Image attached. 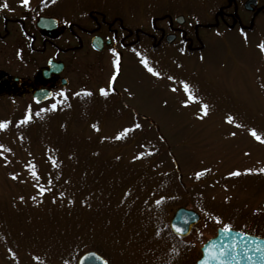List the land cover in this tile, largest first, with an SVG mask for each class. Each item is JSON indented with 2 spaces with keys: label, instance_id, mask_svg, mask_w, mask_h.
<instances>
[{
  "label": "rangeland",
  "instance_id": "374dc122",
  "mask_svg": "<svg viewBox=\"0 0 264 264\" xmlns=\"http://www.w3.org/2000/svg\"><path fill=\"white\" fill-rule=\"evenodd\" d=\"M133 1L147 32L160 7L185 11L197 49L142 36L118 64L61 54L70 84L51 101L0 96V264H77L92 249L109 264H195L225 225L264 237V143L251 134L264 139V12L205 29L227 0ZM21 2L0 0V16ZM54 51L0 49V70L26 77ZM179 207L201 215L183 239Z\"/></svg>",
  "mask_w": 264,
  "mask_h": 264
},
{
  "label": "flooded vegetation",
  "instance_id": "af4514ba",
  "mask_svg": "<svg viewBox=\"0 0 264 264\" xmlns=\"http://www.w3.org/2000/svg\"><path fill=\"white\" fill-rule=\"evenodd\" d=\"M246 1L227 0L216 13V22L212 26L220 24V20L225 22L226 18L230 17L234 24L244 27V19L240 16L242 9L250 13L254 22L257 16L264 12V0H258L257 6L248 10L245 9ZM134 7L133 0H28L27 5L21 2L16 6H9L7 14L0 16V49H15L18 53L25 51L38 56L48 48L56 52L48 58L45 65L38 66L26 77L0 70V96L34 100L36 90L47 88L52 90L53 96L43 102L51 101L56 91L60 88L62 91L66 89L70 81L62 84V78L66 77L65 71L46 77L41 73V69L47 66L50 59L61 61V54L86 49L96 53L114 52L115 56L120 58L123 50L138 49L142 36L150 38L152 46L156 49L175 44L177 41L185 44L189 42V50L196 49L194 39L189 37V31L184 27L185 22L180 24L178 21L181 16L186 20L185 11L175 14L170 11L175 10L171 6L164 5L168 10L160 7V13L152 18L151 31L147 32L138 28V12ZM40 17L58 19L57 29L52 26H39ZM51 22L53 24V21ZM169 35L174 37L171 43L167 42ZM62 36L68 37L66 46L57 43ZM196 38L198 39V36ZM174 237L183 239L180 236Z\"/></svg>",
  "mask_w": 264,
  "mask_h": 264
},
{
  "label": "water",
  "instance_id": "95a60500",
  "mask_svg": "<svg viewBox=\"0 0 264 264\" xmlns=\"http://www.w3.org/2000/svg\"><path fill=\"white\" fill-rule=\"evenodd\" d=\"M257 4L258 0H247L245 8L251 9L252 6ZM51 21H53V24ZM178 21L183 23V17H179ZM58 22V19L40 17L38 25L41 27L52 26L53 29H57ZM173 38V35L168 36V42H171ZM64 70L65 64L63 62L51 59L48 66L41 69V73L49 77L51 75H59ZM67 83L68 79L63 78L62 84L65 85ZM51 97L52 90L47 88L36 90L34 93V98L37 101H44ZM200 219V215L193 209L180 207L171 220V228L178 235H187L192 226L198 223ZM212 245L216 246L211 249L215 258L210 254ZM202 253V257L196 264H264V237L245 234L233 229H228L227 233H225L224 229H219L216 235L204 244ZM78 264H108V262L99 253L90 250L80 256Z\"/></svg>",
  "mask_w": 264,
  "mask_h": 264
},
{
  "label": "snow or ice",
  "instance_id": "6c2138e0",
  "mask_svg": "<svg viewBox=\"0 0 264 264\" xmlns=\"http://www.w3.org/2000/svg\"><path fill=\"white\" fill-rule=\"evenodd\" d=\"M23 3L25 4V5H27V3H28V0H23ZM5 7H7V5H5ZM150 72L152 71V69L151 68H149L148 69ZM154 75L156 74V73H153ZM184 89H185V91L187 92V91H189V89H188V85H184ZM101 93L102 94H104V95H107V92H105V90L104 89H101ZM190 99L192 98L191 96L189 97ZM53 107H55V106H53ZM207 105H203L202 106V109H203V111L205 112V114H207ZM229 119V122H231V117H229L228 118ZM27 121V117H26V120H25V122ZM4 127H6V125L5 124H3V123H0V128H4ZM136 127H139V125H137ZM129 131V129H125L124 130V132H122L121 134H120V136L119 137H117V138H121L123 135H125L127 132ZM258 141H260V142H262V143H264V139H262L259 135H257V133L253 130L252 131V133H251ZM261 171H264V169H261ZM240 173L239 172H234V173H232V175H239ZM33 175L35 176L36 175V173L35 172H33ZM198 176L200 175V173H198L197 174ZM44 191V189H41V192H43ZM179 231V230H178ZM224 231H225V233H227V231H228V226L227 225H225V228H224ZM216 246L215 245H212L211 247H210V254H212L213 255V258H215V256H214V253H212V251H211V249H214Z\"/></svg>",
  "mask_w": 264,
  "mask_h": 264
},
{
  "label": "bare ground",
  "instance_id": "6f19581e",
  "mask_svg": "<svg viewBox=\"0 0 264 264\" xmlns=\"http://www.w3.org/2000/svg\"><path fill=\"white\" fill-rule=\"evenodd\" d=\"M206 237H207V236H205V239H206ZM202 246H203V243H202L201 246H200V250H201V247H202Z\"/></svg>",
  "mask_w": 264,
  "mask_h": 264
}]
</instances>
